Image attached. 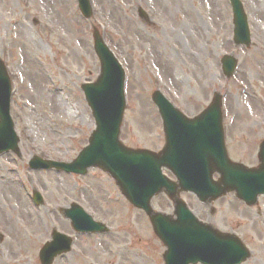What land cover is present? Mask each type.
<instances>
[{"label": "rangeland", "instance_id": "obj_1", "mask_svg": "<svg viewBox=\"0 0 264 264\" xmlns=\"http://www.w3.org/2000/svg\"><path fill=\"white\" fill-rule=\"evenodd\" d=\"M185 1L192 13L191 20L198 21L195 24L199 27L189 22L191 25L183 32L177 25L182 9L167 8L165 14L161 0H93L92 20L83 17L77 0H0L3 31L0 55L8 59L11 70L13 65L22 73L21 98L15 96L14 101L17 106L28 105L22 110L21 120L30 128V135L22 134V122L18 125L14 103L12 112L21 137L22 157L12 153L0 157V231L5 234L0 264H41L39 252L51 239L53 227L76 238L74 253L56 260L55 264H164L165 247L149 219L126 201L109 175L98 169L91 170L87 176H78L29 168V160L36 153L72 161L88 144L96 128L81 89L83 83L96 80L100 73L101 64L94 50L95 24L102 28L127 71L128 102L121 134L125 145L154 151L163 148V122L152 99L156 89H161L189 116L204 110L212 101L214 91H222L232 98L230 107L224 111L229 115L228 123H232L231 130L235 135L242 130L251 133V138H232L229 149L248 164L258 163L255 151L264 139V50L256 32L260 20L264 25V0H261L263 6L259 1L254 3L256 0H242L252 33L250 48L237 47L234 43L230 0H219L218 11L212 0ZM139 5L150 14L151 24L139 16ZM13 9L15 12L9 17ZM257 9H261L260 13ZM14 19H21L26 31L18 34L8 30V22ZM27 30L45 46L42 50L32 46L30 50ZM157 36L160 42L156 41ZM21 47L31 52L30 58L21 59ZM74 47L81 53V63H63L62 50L71 52ZM225 54L235 55L239 60L232 79H227L222 70L221 59ZM32 57L46 63L48 81ZM244 73L248 75L247 81L242 77ZM46 84L60 85L59 97H51V102L42 98L41 90ZM28 92L36 94V102L41 103L28 104L23 97ZM59 98L73 112L69 119L75 118L74 112L81 111L85 121L71 124L63 121L58 128L52 119L54 115V119L61 117L56 108ZM243 143L250 148L251 157L247 152H239L238 145ZM33 187L45 194V206L37 207L32 202ZM183 197L202 219L216 223L224 231L236 232L245 241L253 251V258L244 264H264V196L260 198L263 217L258 215L259 207L246 206L233 193L215 202L216 214H211L194 194H183ZM73 202L82 204L96 220L106 222L111 232L107 235L75 233L70 220L59 212ZM153 207L174 213L173 203L164 194L153 200Z\"/></svg>", "mask_w": 264, "mask_h": 264}, {"label": "water", "instance_id": "obj_2", "mask_svg": "<svg viewBox=\"0 0 264 264\" xmlns=\"http://www.w3.org/2000/svg\"><path fill=\"white\" fill-rule=\"evenodd\" d=\"M232 1L236 18V42L237 44L250 45L240 3L238 0ZM80 4L85 15L89 16L88 0H80ZM96 40V50L102 59L103 72L96 84L85 85L84 89L97 118L98 130L91 139V147L84 152L81 160L76 161L74 165L58 164L57 166L69 171L86 173L87 168L92 164L109 171L117 179L118 185L130 201L136 206L144 208L151 216L155 231L168 247L164 255L166 264H191L200 260L209 264H234L247 260L251 257V253L241 240L233 234L220 233L214 227L199 222L187 209L185 203L179 199L177 185L162 177L160 172L162 166L173 169L172 167L176 165L177 160L171 161L172 156L169 154L176 149V137L181 136L182 133L189 142L190 151L197 148L198 145H203L208 146L212 154H209L201 162L205 176L199 174L200 168L197 167L198 161L195 157L192 158L193 171H187L189 180L184 181L183 173H179L183 181V184L181 182V191L195 190L203 201H208L235 190L239 198L244 199L249 205H254L257 203V196L264 192V143L260 154L263 164L259 169L251 170L232 163L227 156L222 140L219 97L200 116L188 119L176 108L170 105L166 106L156 96L154 99L160 107L167 133L165 150L160 155H156L147 151H134L123 147L118 141L123 114L122 80L113 83L107 79L109 66L115 67L116 65L104 50L100 39L97 37ZM223 63L227 75H230L231 70L237 65V61L231 56H226ZM9 95V80L0 64V117L2 119L0 131L4 130L6 125H11L5 109V102ZM9 146L16 149L15 145ZM54 164L49 163L48 166L52 167ZM215 172H220L222 175L219 183L212 180V175ZM143 173H152L159 185L150 187L147 194L142 197L137 193L131 176ZM250 183H255L256 189L245 191ZM164 187L176 203L177 220L161 213H154L150 207L152 196L162 191ZM196 188L204 190L199 191ZM75 209L74 206L72 210L68 211V216L73 219ZM81 219L84 221L82 216ZM67 246L68 242L64 237L61 244L47 245L42 250V256L51 254L54 257L58 253L66 251Z\"/></svg>", "mask_w": 264, "mask_h": 264}, {"label": "bare ground", "instance_id": "obj_3", "mask_svg": "<svg viewBox=\"0 0 264 264\" xmlns=\"http://www.w3.org/2000/svg\"><path fill=\"white\" fill-rule=\"evenodd\" d=\"M177 1L178 0H161V9L163 10V12L165 14L168 13L167 8H171L172 10H174L175 7L176 8L178 7L179 9H182V18L177 20V25L180 26L181 31L184 32V30L187 28V25L190 24L189 22H192L194 27L198 28L199 25L195 24V23H198V21L194 22L191 20V14L192 13H191V10L188 6V3L185 0H180L178 3H177ZM257 1H259L261 3V5L263 6V2L261 0H256L254 3H256ZM195 2L201 3V0H195ZM212 3H214V9L216 11L221 9V6H219V3H220L219 0H212ZM14 11H15V9H13V11H9V17L14 13ZM260 11H261V9H257V12L260 13ZM262 14H263V11H262ZM8 23L10 25L9 26L10 29L17 31L18 34L21 33V31H26L24 24H22L19 21L11 20ZM257 25H258V31L256 33L259 34L258 37L260 38V40H258V42H259L262 50H264V25L261 22V20L257 23ZM4 28L7 29L6 26ZM203 28L205 29V27H203ZM2 33H3V31L0 28V41L2 40V37H1ZM156 38H157L156 41L160 42V40L158 39L159 37L157 36ZM27 43H28L30 50H31V46L36 48V49H39V50H42V48L45 47L44 45L41 46V44L36 41L35 37L33 36L32 32L30 30H27ZM0 44H1V42H0ZM17 44H18V41H16L15 45H17ZM19 51H20L19 56L21 57V59H28L31 57V52H27L22 47L20 48ZM62 53H63V59H62L63 63L69 64V62H70L72 64L74 63L75 65L81 63V60H82L81 59V53L80 52L78 53V50L76 47H74L71 52H69L67 49L62 50ZM32 62L41 70L44 78L46 79V81H48L50 79L49 74H48L49 71L44 70L42 68V64L35 57H32ZM34 74L36 75V72H34ZM242 77L245 81H247V79H248L247 73H244L242 75ZM47 84L45 87L44 86L42 87V90H41L42 98H45L49 102H51V100H52L51 97H54V96L57 98L59 97L57 95L60 94V89L56 86H53L52 88L50 86L47 87ZM19 92H20V89L18 90L17 93H19ZM23 97L25 99H28V104H34L36 102L35 98H38V96L36 94H33L32 92H28L27 96H23ZM227 100H228V105H229V106L228 105L227 106L230 107V103L232 100L231 96H228ZM40 103H37V104L39 105ZM27 106H28L27 104L24 105V107H23L24 110L27 109ZM68 107H69L68 104H64L60 101V98L58 99V103H57L56 108L58 109V114H60L61 117L54 119V117H55V115H54V117L52 119L53 123L55 121L58 128L61 126V123L63 121L70 122V124L71 123H78V122L83 123L85 121L82 114H81V111L74 112L75 118L72 120L69 119L70 115H72L73 112L71 111V108L69 107L70 108L69 109ZM22 109H20V111H19L20 118L22 115ZM23 118H24V116H23ZM24 120H25V118H24ZM21 127L24 130H26L27 132L30 130L29 126L24 121L22 122ZM30 132H32V131H30ZM3 177H6V176H3ZM41 227H42V224H41Z\"/></svg>", "mask_w": 264, "mask_h": 264}]
</instances>
